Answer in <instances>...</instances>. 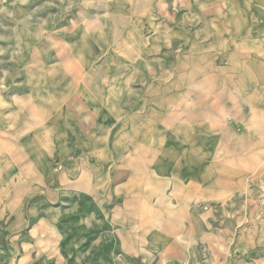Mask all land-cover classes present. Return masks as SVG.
<instances>
[{
	"label": "rangeland",
	"instance_id": "rangeland-1",
	"mask_svg": "<svg viewBox=\"0 0 264 264\" xmlns=\"http://www.w3.org/2000/svg\"><path fill=\"white\" fill-rule=\"evenodd\" d=\"M255 45L264 0H0V65L20 49L22 116L32 99L48 123L32 151H51L33 176L22 147L0 264L218 263L203 236L127 260L114 216H210L227 264H264V73L229 71Z\"/></svg>",
	"mask_w": 264,
	"mask_h": 264
},
{
	"label": "crops",
	"instance_id": "crops-1",
	"mask_svg": "<svg viewBox=\"0 0 264 264\" xmlns=\"http://www.w3.org/2000/svg\"><path fill=\"white\" fill-rule=\"evenodd\" d=\"M34 35L35 34L31 32V36ZM2 40H4V38H2ZM16 49L17 47L14 48V52L10 56L12 62L9 63L8 68H6L7 64L0 65V69H2V71L0 70V213L5 208L6 204L11 202L15 203L16 195L19 194L22 181L20 160L22 147L26 148L27 156L30 159H33V161H31L32 166L30 167L31 171L33 169V176L36 175L34 173V170L36 171L35 168L37 167L36 156L51 157V151L48 149H44L45 151L41 150V154L32 151L31 141L39 139V133L42 134L45 132V126H47L48 123L43 122L46 120L45 118H37L34 115L33 110L36 107L32 103V99H30L29 117L23 118L22 116V110L27 108L25 105H28V102L26 98L21 96V88L18 84L17 78L20 77V55L18 51H20V49L15 51ZM257 49L256 45L252 47V52L256 56L241 59L233 58L231 63L235 69H230L229 71L240 72L241 75H244L247 81L252 80L251 77L254 76V73L256 75H263L264 55L257 58ZM3 60H6L4 56ZM7 81L8 85L5 84ZM245 129L246 126H244V130ZM134 133H136L135 136L139 135L141 129H137ZM45 134H48V131ZM9 143L12 144V150L7 148ZM6 151H9V154H7ZM254 157L256 158H252L249 161L253 165L250 171L258 169V167L263 164L261 159L259 160L257 156ZM168 161L170 162L171 159L168 158ZM175 161L176 158L175 160H172V162ZM176 165H179V168L183 166V168L187 167L183 164L176 163ZM194 169L195 171H192L193 169L191 171L186 170L184 173H189L192 176L200 173L198 172L199 170H197V167ZM29 180H31L29 185L33 187L34 181H36L35 178L33 179V177H31ZM84 185L85 183H83L82 186ZM18 201L19 199H17V202ZM162 201H165V198H163ZM210 219V216H114V238L120 245L122 252L125 254L124 257L127 260H130L132 254L147 252L146 244L148 242H152L158 248L162 249L161 252L163 253V256L170 257V244L173 239L175 240L173 246H177H174L175 252L186 253L188 245L195 243L198 236H203L205 242L208 244L210 242L212 244L209 245L213 250L212 252L215 254V260L218 262L217 264H227L230 259L224 255L225 248H227L225 242L226 238L223 233L219 234L211 231L213 227ZM159 221H165L167 224H161L159 226ZM82 224L84 227L89 228L94 224V220L91 217L83 218ZM54 230L56 231L57 228ZM205 234H210V236L208 235V237ZM209 245H207V247ZM146 258L150 259L149 256ZM235 264L256 263L239 261Z\"/></svg>",
	"mask_w": 264,
	"mask_h": 264
}]
</instances>
